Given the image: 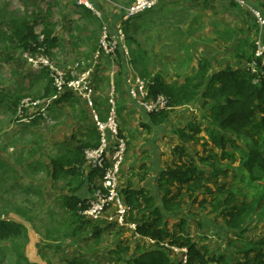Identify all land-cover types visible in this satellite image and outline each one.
I'll return each instance as SVG.
<instances>
[{
  "label": "rangeland",
  "instance_id": "1",
  "mask_svg": "<svg viewBox=\"0 0 264 264\" xmlns=\"http://www.w3.org/2000/svg\"><path fill=\"white\" fill-rule=\"evenodd\" d=\"M81 1L84 0H0V30L3 34L7 33V37H11V40L13 38L10 42L6 41V44L0 42V93L5 94L7 91V94L10 95L12 92L22 90L31 102L44 99L42 95L47 82L41 78L45 75L48 78V72L37 71L30 62L31 58L35 59L40 56L39 49L36 53L33 48L32 51H25L18 46L20 43L14 34L16 32L14 24H18L23 19L29 21V17L32 15L41 18V22L49 21L55 26L57 41L49 52L43 54L62 70L78 61L81 62L83 69H93L95 88L97 86L100 101H107V103L112 89H110L112 80L110 76L116 75L118 67L122 69V60L125 61V64L129 62L133 66L132 68L130 65H126V70L131 67L133 73L145 79L148 85L150 79L156 77L175 84L184 82L188 77H194L205 57L210 60L212 68H214L211 73L221 68H236V60L233 57L234 44L244 36L245 31L249 32L250 30L254 37L257 31V25L248 9L225 0H219L225 4L218 0H160L154 8L134 17L131 21L124 20L125 10L130 5L137 4L139 0H89L100 6V8L96 6L99 9L96 10L101 17L81 5ZM247 1L249 2V0ZM128 21L130 23L127 26V23L124 22ZM120 24L127 37L125 45L129 49V54H125L119 45L112 57H105L97 61L95 55L100 46L104 25L115 29ZM43 29L44 26L39 22L36 30L41 32ZM30 43L34 47L38 42L32 40ZM254 43H256V38ZM26 52L29 55H26ZM99 72L103 74H99ZM100 76L102 77L101 85H98L96 78ZM117 87L119 93L116 89V100L118 101L121 97L119 95L123 92V104L125 105L128 101L125 99L124 85L122 87L117 85ZM54 91L56 92L55 89ZM118 104L121 105L122 102L118 101ZM209 109L208 105L197 101L184 105L172 112L170 121L165 126L158 129L152 124L151 132H146L147 137L139 140L134 134L138 128L133 127L132 134L131 132L124 134L123 131L128 144L124 164L130 163L131 166L128 169V177L125 178L121 173L120 192L122 193L123 184L132 179L133 173L139 170L132 165L149 163L154 157L150 152L144 151L151 144H154L158 165L162 167L172 165L174 158L171 150L177 143L175 135L177 126L180 125V128H183L191 122L208 124ZM27 110L35 109L30 106L25 108L24 112ZM47 113L49 116V108H47ZM6 114L4 118L0 117V163L3 156L9 157L10 163L14 164L13 170L11 168L10 171V177L14 178V181H19L22 187L11 195L3 194L0 191V211L6 216L4 219L13 222L16 221L11 218V213H14L12 210L27 213L29 223L22 222L26 227L23 226L31 232V239L23 255L29 261L34 254H39L40 258L43 256V261H46V264H65V255L78 252L80 261H88L92 264H127L114 254V250L117 249L120 240L125 242V245L130 244L131 247L135 246V240H131L129 235L126 238V233L123 230L116 228L107 220H104L105 225L113 227L112 231L108 229L109 232H106L104 237L102 236L104 238L102 244V238L99 241L91 238L94 229V226L91 225H88V233L84 234V237L87 236L91 243L89 246L87 243L86 245L69 241L66 243V239L73 237L72 235L63 237V239L59 236L61 234L60 227L63 228L68 223V213L63 208L65 199L60 195L64 193L61 191L64 190L65 184L63 181H59L61 184L54 182L43 167L47 159L52 160L57 157V151L62 154L65 146L45 147L46 143H43L41 138L35 134L32 137L33 126H30V129L25 128L24 122L21 125L16 120L18 119L17 110L16 114L8 112ZM257 117L264 118V114L257 113ZM19 118L24 117L22 115ZM11 119L15 124L7 131L6 125ZM52 122L54 123L53 120ZM126 122L132 124L128 117L125 118V121L123 118L119 119L120 125L126 124ZM56 126L57 124L50 125V129L54 130ZM237 136L234 132L228 134L230 141L236 140L240 144L246 145L248 140L240 139ZM153 138L155 142H153ZM138 141L142 143L141 149L132 156L130 153L133 152L130 150ZM203 142L189 145L190 152L192 154L200 153L204 157L210 156L211 147H207L209 151L204 150ZM227 150H233L231 142L227 145ZM17 151H20L18 158ZM16 167L20 168L19 171L15 169ZM152 171V166H150L149 172ZM232 172L228 176L219 178L218 185L227 187L233 184L234 175ZM1 173L2 170H0V181ZM142 174L139 173L141 176H147L148 173L143 172ZM99 184L100 179L97 178L91 195ZM212 187L216 189V186ZM91 195L89 196L91 197ZM220 195L222 192L218 191V196ZM196 198L197 200L192 199L194 203H188L183 212L179 211L174 216L173 222L177 221L180 216H187L191 222L192 233L196 236L199 223H202L200 236L203 233L209 236L207 240L212 254L216 257L222 255L228 264L236 263L240 258H243V253L241 255L237 251L244 249L245 243L240 241L239 235L225 227L221 217L210 214L209 209L206 211L201 209L200 201L206 199V193H198ZM3 200L5 205H2ZM13 201L16 203L15 205L12 203ZM189 209L190 212H188ZM85 221L89 222L90 220L85 219ZM97 222L103 221L94 223ZM41 237L43 241L39 243ZM247 237L244 241L255 240L257 242L264 237V219L257 220L256 226L252 227ZM11 253L12 249L9 244L0 242V260L4 261V255L7 254L6 264H15V257Z\"/></svg>",
  "mask_w": 264,
  "mask_h": 264
},
{
  "label": "trees",
  "instance_id": "2",
  "mask_svg": "<svg viewBox=\"0 0 264 264\" xmlns=\"http://www.w3.org/2000/svg\"><path fill=\"white\" fill-rule=\"evenodd\" d=\"M253 2L254 6L260 7L255 5V0ZM93 5L100 8L97 3ZM259 5L264 9V0H260ZM29 19L31 21L23 19L14 24V34L20 43L18 46L25 51H32L33 48L35 53L40 47L46 46L49 52L57 41L55 26L49 21L41 22V18L33 15ZM39 22L44 26L41 32L36 30ZM124 23L128 26L130 22ZM40 35L44 36L43 42L40 41ZM12 40L0 30L1 43ZM32 40L38 42L34 47L30 43ZM235 44L233 57L236 68H224L211 73L214 68L205 57L197 74L186 78L180 85L168 84L160 77L150 79V97L164 94L169 100L166 110L148 114L153 125L166 124L173 110L196 101L208 105L210 115L207 117L208 124L191 122L175 131L177 143L171 150L174 162L162 170L156 179L162 195L160 201L149 189H135L130 181L123 188L122 196L130 209L129 221L137 225V233L144 240L137 242L134 247L119 241L115 253L120 259L124 257L123 261L127 264H228L222 255L216 257L212 254L207 240L209 236L204 233L200 236L202 223H199L196 236L191 231L187 216H180L173 222L174 216L179 211L183 212L186 205L193 202L192 199L197 200L196 196L202 192L206 193V199L200 201L201 209H209L210 214L221 217L225 227L239 235L240 241L245 243L244 249L237 251L238 254L243 253V258L234 264H264V237L257 242L244 241L257 220L264 219V118L257 117V113L264 114V78L257 79L249 68L246 69L252 63L256 51L251 34L245 32ZM41 79L47 82L42 97L55 95L51 78L45 75ZM5 95L7 106L14 114L16 110L18 112L21 101L28 97L22 90ZM4 102L0 100V103ZM16 120L22 124L20 118ZM229 132L236 133L237 137L248 142L244 145L236 140L230 141ZM85 140L76 149L53 159L51 173L54 179L70 175L72 180L79 181L82 186L80 169L86 162L84 152L99 146V137L94 129L86 135ZM201 141H204V150L209 151L207 147H211L210 156L190 152L189 145ZM230 142L232 151L227 150ZM230 172L234 175L233 184L227 187L218 185L219 178L228 176ZM94 173L99 178L97 171ZM212 186H216V189ZM217 190L222 195L218 196ZM84 202L79 195L65 197L63 208L70 218L79 223L82 231L89 230L88 225L94 226L91 238L99 241L108 229L112 231L113 226L85 221L79 213L80 205ZM4 217L0 211V242L9 244L15 264H33L23 255L29 243L27 229ZM76 233L75 230L71 235ZM148 239L154 243L147 242ZM173 248L186 249L187 252H176ZM185 254L186 263L183 258ZM7 256L4 255L5 260H0V264H6ZM65 264L91 263L67 258Z\"/></svg>",
  "mask_w": 264,
  "mask_h": 264
},
{
  "label": "built area",
  "instance_id": "3",
  "mask_svg": "<svg viewBox=\"0 0 264 264\" xmlns=\"http://www.w3.org/2000/svg\"><path fill=\"white\" fill-rule=\"evenodd\" d=\"M160 0H139L137 4H132L125 10L124 20H131L133 16L144 14L148 10L158 5ZM230 3H237L242 8L248 9L251 13L257 27L258 35L256 37V51L254 59L249 66V71L255 74L257 79L264 78V9L250 4L247 0H225ZM81 5L101 15L86 0L81 1ZM40 41H44V36L40 35ZM126 34L122 25H118L115 29L104 25L100 46L95 55L98 61L105 57H112L116 49L121 45L125 54H129V50L125 45ZM47 52V47L39 48V57L30 59L33 68L37 71L48 72L53 82L56 94L53 97H46L43 100L31 102L29 98L21 101L18 108V118L21 123H30L34 115L42 116L46 121L52 124L51 118L48 116L47 108H49L53 99H57L61 94L71 92L74 95L85 99L91 108L93 121L99 134V146L96 148H88L84 152L85 161L93 171L100 174V184L87 200L85 205H80L79 213L90 221L107 220L116 228L121 230L134 231L136 237L137 225L129 221L130 209L120 192L121 171L126 161L128 144L126 138L121 132V127L117 113L116 89L112 88L108 97L109 110L106 119H102L96 109L95 97L96 88L93 69H83L81 62L73 63L66 69H59L51 60L43 53ZM29 55L28 52L25 53ZM127 65H132L128 62ZM131 67L128 69V77L126 80V88L128 95L132 101L138 103L141 108L148 114L160 113L169 107V100L164 95L150 97L148 82L133 73ZM133 68V67H132ZM32 106L33 116H26L25 108ZM25 120V121H24ZM154 243L151 240H147ZM176 252L186 253V249H176ZM184 263H186V254L184 255Z\"/></svg>",
  "mask_w": 264,
  "mask_h": 264
},
{
  "label": "crops",
  "instance_id": "4",
  "mask_svg": "<svg viewBox=\"0 0 264 264\" xmlns=\"http://www.w3.org/2000/svg\"><path fill=\"white\" fill-rule=\"evenodd\" d=\"M218 2L225 4V2H222L219 0H218ZM249 2L250 3L252 2L254 4L253 0H249ZM255 3H256L255 5H258V6H260L259 8H261V5H259L260 0H255ZM228 4H230V3H228ZM245 32H248V30ZM249 33H250V30H249ZM256 34H257V31H256ZM251 37H252V40L254 41L256 36L254 37L253 35H251ZM235 45L236 44H234L233 49L235 48ZM118 58L119 57L117 56V59ZM121 58L124 59L123 57H121ZM121 65H123L122 69H120L118 67L119 70H116V75L114 74V76H110V77H112L110 89L115 88L118 90L117 85L120 87H122L124 85V91L126 94L125 99L128 101V103H126L125 105L123 104L124 94H123V92H121V94L119 95L121 97L118 99V101L120 103L122 102V104L121 105L118 104V101H117V109L119 108L118 119L123 118L125 121V118L128 117V120L132 121V124H127V122H126V124L120 125L122 128L121 132L123 134V131H124L125 132L124 134H128L129 132L132 131L131 129L133 127L138 128V129H136L135 133L134 132L133 133L135 134V136L139 140L140 138L147 137V134H146L147 131L151 132L150 127H152V120H151L150 115H148V113H146L138 103H136L135 101H132L130 99L128 92H127V88L125 89L126 80L128 77V70H126L127 64H125V61L122 60ZM249 66H250V64L247 65L246 69H248ZM241 67H244V65H242ZM221 69H224V68H221ZM99 74H103V73L99 72ZM101 79H102L101 76L97 77L96 78V84L101 85ZM165 82L168 84H171L168 81H165ZM182 82L175 83V84L180 85V83L182 84ZM6 93H7V91L5 92V94ZM116 93H117V91H116ZM118 93H119V90H118ZM5 94L0 93V100H2L3 102L5 100L4 103H0V107H1L0 117H3V118L5 117V115H7L6 112H8L9 114L13 113L7 106V100H6ZM95 103H96V109H97L98 113L100 114V117L102 119H106L108 116L109 103H107V101H102V100L100 101L97 86H96ZM177 109H179V108H177ZM59 112H61V113H59ZM33 115H34V113L32 110L27 111V113H26V116H33ZM171 115H172V113H171ZM171 115L168 119V122L170 121ZM49 116L52 118L54 123L52 122V124H51L48 121H46V119H44L42 116L34 115V117L31 119L30 123H24L23 126L25 128H29L30 126L31 127L33 126L34 128L31 129L34 132V133H32V137H34V134H35V136H38L39 138H41L42 142L46 143V145H44L45 147L58 148L62 145L65 146L64 152L62 154H60L57 151V157L55 158V160L57 158L63 156L64 154H66L68 150L76 149L77 147L82 145L86 141L85 140L86 135L88 133H90V131H92L93 129L95 130L97 136L99 137V134L97 132V129H96L94 121H93L91 108L88 105V102L85 99L74 95L73 93L66 92V93L61 94L57 99H53L50 106H49ZM14 124L15 123L13 122V119H11L8 122V124L6 125L7 131L11 127H13ZM53 124L54 125L57 124V126L54 128V130H51L50 125H53ZM166 124H164L162 126H156V127H158V129H159V128H162L163 126H165ZM179 128H180V125L177 126L176 129H179ZM124 134H123V136L125 137ZM131 134H132V132H131ZM146 140L148 141V138ZM153 142H155L154 138H153ZM99 143H100V141H99ZM141 144L142 143L140 141L136 142V144L134 145L132 150H130L133 152V153H130L132 156L134 155V153H137V151L139 149H141ZM144 151L150 152L151 156H154V157H152V159L150 160L149 163L145 162L143 164L139 163L138 165H135V164L132 165V166L139 168V170H138V172L133 173V175H134L133 178L129 179L127 181V183L130 181L133 184L135 189H140L143 187L149 189L153 194H155L158 197V199L160 201L162 198V195L160 197L161 193L159 192L156 179H157L158 175L160 174V172L162 170L166 169V167H168V166L162 167V166L158 165L159 163L156 161V157H155L154 144H151L148 148H145ZM19 153H20V151H17V155H16L17 158L19 157L18 156ZM129 157H130V155H129ZM8 158L9 157L3 156L2 161L0 163V170H2V173H1L2 179L0 181V191H2L3 194L11 195L12 193H15L17 189H21L22 185L19 183V181H14V178L10 177V171H11V168L14 166V164L10 163ZM52 161H53V159L52 160L47 159L43 169H45L50 174V177L54 182H56V183H60L59 181L64 182L65 188L63 191H61V192H64L63 194H60L61 197H64V199H65V197H71V196L79 195V196H81V198L86 199L89 195H91V193L94 189V183L97 182V178H96L97 175L90 168V166L87 165L86 162L83 164L82 168L80 169V173L82 175L80 180L83 182L82 186H80L79 181L76 182V181L72 180L70 175L65 176V177L61 176L59 179H54L52 176V173H51L52 172ZM160 163H161V161H160ZM129 164L130 163L124 164L122 171H121L122 176H125V178L128 177V174H127L128 169L131 166ZM150 166H152V169H153L152 172H149ZM15 169L17 171H19L20 168L16 167ZM12 170H13V168H12ZM143 172H146V174L148 173L147 176L139 175V173L142 174ZM150 174H151V176H149ZM127 183L123 184V188H125L128 185ZM76 189H79L78 190L79 192L76 191ZM12 203L14 205L16 204L14 201ZM2 205H5L4 200H3ZM12 212H14V213H11V218L13 220H15L16 222H18V223H20L26 227V225L22 221H24V222L26 221L29 223V219L26 216L27 213H22L18 210H16V211L12 210ZM9 216H10V214H9ZM67 217H68V223L65 227H63V228H62V226L60 227L61 229H59V230L61 231V234H59V236L62 237V239H63V237L70 236L71 233H74V231L76 230L77 233L75 235H73V237L66 239L67 240L66 243H68V241L69 242H78V243H81L83 245H86V243H87L89 246L91 243L88 241L87 236L84 237L85 232L81 230L79 223L74 218L73 219H72V217L70 218V214H68ZM102 221H103L102 224H105V221L104 220H102ZM92 222L94 223V221H92ZM105 226H107V225H105ZM102 227H104V226H102ZM87 228H89V227H87ZM123 231L126 233V238H128V235H129L131 237V240H135V244H137V242L141 243V241H144L142 239V237H140V236L136 237V234L134 231H131V230H129V231L123 230ZM191 231H192V229H191ZM106 232H109V231H106ZM27 233L29 236V243H30V239H31L30 233L31 232H29L27 230ZM104 236H105V234L103 235V237ZM103 239L104 238H102V240H101V244L103 243ZM41 241H43L42 237H41L39 243H41ZM66 243H63V245H66ZM115 250H114V254L117 257H119L115 253ZM73 252H75V251H73ZM114 254H112V255H114ZM38 255L39 254H36V255L34 254L33 258L30 259V262L33 264H46L47 262L43 261L44 260L43 256L40 258V256H38ZM65 256L66 257L64 259H67V258L79 259L78 258V252H75L72 255H65ZM123 258L124 257H121V259H120V257H119V259L121 261H123ZM125 258L128 259L129 257H125Z\"/></svg>",
  "mask_w": 264,
  "mask_h": 264
},
{
  "label": "bare ground",
  "instance_id": "5",
  "mask_svg": "<svg viewBox=\"0 0 264 264\" xmlns=\"http://www.w3.org/2000/svg\"><path fill=\"white\" fill-rule=\"evenodd\" d=\"M87 1V0H86ZM88 3H91L89 0L87 1ZM92 4V3H91ZM93 5V4H92ZM93 7L95 8V9H97L94 5H93ZM88 10H90V9H88ZM87 10V11H88ZM97 10H99V9H97ZM251 14V13H250ZM133 17H137V16H133ZM257 29H258V27H257ZM258 32H259V30H258ZM118 110V109H117ZM117 113H118V111H117ZM98 175H99V179H100V174L98 173ZM101 182V181H100ZM90 198V196H88L86 199H84L85 200V202L84 203H82L81 205H85V203L87 202V200Z\"/></svg>",
  "mask_w": 264,
  "mask_h": 264
},
{
  "label": "clouds",
  "instance_id": "6",
  "mask_svg": "<svg viewBox=\"0 0 264 264\" xmlns=\"http://www.w3.org/2000/svg\"><path fill=\"white\" fill-rule=\"evenodd\" d=\"M132 20V19H131Z\"/></svg>",
  "mask_w": 264,
  "mask_h": 264
}]
</instances>
